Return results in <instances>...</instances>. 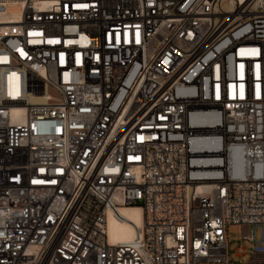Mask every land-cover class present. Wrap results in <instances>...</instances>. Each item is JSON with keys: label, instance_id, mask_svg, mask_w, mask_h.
<instances>
[{"label": "built area", "instance_id": "obj_1", "mask_svg": "<svg viewBox=\"0 0 264 264\" xmlns=\"http://www.w3.org/2000/svg\"><path fill=\"white\" fill-rule=\"evenodd\" d=\"M6 4L0 264H264V0Z\"/></svg>", "mask_w": 264, "mask_h": 264}, {"label": "bare ground", "instance_id": "obj_2", "mask_svg": "<svg viewBox=\"0 0 264 264\" xmlns=\"http://www.w3.org/2000/svg\"><path fill=\"white\" fill-rule=\"evenodd\" d=\"M0 21H15L18 16V7L11 4L0 6ZM119 214L108 212L107 234L109 241L119 242L132 238L143 224L142 209L138 205H124L118 209Z\"/></svg>", "mask_w": 264, "mask_h": 264}, {"label": "rangeland", "instance_id": "obj_3", "mask_svg": "<svg viewBox=\"0 0 264 264\" xmlns=\"http://www.w3.org/2000/svg\"><path fill=\"white\" fill-rule=\"evenodd\" d=\"M262 227H254L250 228V234L252 235V240L247 238H243L241 236V229L238 225H230L228 228V253L231 260L235 262H242L248 259L250 256V252L253 248V245L256 243L255 240H260L262 236ZM244 246L247 249L245 256H236L235 248L237 246Z\"/></svg>", "mask_w": 264, "mask_h": 264}]
</instances>
